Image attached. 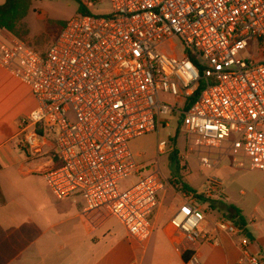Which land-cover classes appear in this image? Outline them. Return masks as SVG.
Segmentation results:
<instances>
[{"label":"built area","instance_id":"1","mask_svg":"<svg viewBox=\"0 0 264 264\" xmlns=\"http://www.w3.org/2000/svg\"><path fill=\"white\" fill-rule=\"evenodd\" d=\"M80 1L86 8L105 0ZM109 2L108 15L71 20L46 54L19 39L0 41V66L38 101L21 122L19 145L29 157L50 158L41 173L53 193L82 197L81 215L92 229L114 218L147 242L159 195L171 183L159 164L142 175L149 169L137 164L129 144L170 128L163 117L176 119L189 153L216 150L214 162L211 153L200 156L203 167H217L229 155L238 168L264 172V0ZM159 92L176 104L162 103ZM167 145L159 142V156ZM134 175L136 184L121 192L118 184ZM220 190L210 180L205 191L185 193L186 204L170 221L182 252L202 237L213 240L204 236L209 210L199 203ZM216 227L244 236L239 264H264L248 254L250 239L238 224L222 218ZM188 264L201 262L192 254Z\"/></svg>","mask_w":264,"mask_h":264},{"label":"crops","instance_id":"2","mask_svg":"<svg viewBox=\"0 0 264 264\" xmlns=\"http://www.w3.org/2000/svg\"><path fill=\"white\" fill-rule=\"evenodd\" d=\"M5 3L0 0V6ZM13 39L17 38L0 31V41ZM37 107L30 87L0 66V264H188L192 254L201 264H239L245 258L244 236L217 229V221L227 218L218 209L215 217L208 211L204 227V236H212L213 242L202 237L188 252L177 248L170 221L186 204L185 193L203 192L189 186L190 190L183 185L176 187L170 214L163 210L169 190L160 193L159 206L151 217L154 232L147 242L130 236L114 218L92 229L81 215L85 202L80 196L59 199L44 179L41 165L23 171L21 122ZM227 157L231 156L223 157L220 164ZM260 173L244 182L246 191H240L244 196L240 201L235 191L220 181L221 190L214 201L241 210L246 220L245 235L250 239L247 252L264 261V172Z\"/></svg>","mask_w":264,"mask_h":264},{"label":"rangeland","instance_id":"3","mask_svg":"<svg viewBox=\"0 0 264 264\" xmlns=\"http://www.w3.org/2000/svg\"><path fill=\"white\" fill-rule=\"evenodd\" d=\"M81 4L80 0H32L29 15L22 23L21 41L39 53L46 54L68 23L81 15ZM86 8L89 10L90 15H108L111 13L109 0H105L100 5H91ZM177 41L179 42V40ZM175 53L181 56V48L177 47ZM159 100L170 106L176 104L175 97L170 93L159 92ZM70 119L74 120L73 115H70ZM163 120L170 121V128H163L160 133H152L134 139L130 142L129 147L137 164L149 169L142 172V175L157 170L159 164L162 173L170 181L169 193L163 201V210L167 214L171 213L172 203H174L173 198L177 193L176 187L178 185H187L199 192L206 190L207 183L210 180H217L227 187L230 186L231 190L235 191V197L238 201L244 198L240 194L241 190L246 191V187L243 185L244 182L256 178L262 171L235 168L231 157H227L217 167H203L200 164V156L211 153L212 162H214L216 150L202 148L201 153H189L187 136L178 129L176 119L163 117ZM160 141H166L168 144L165 153L161 156L158 153ZM24 152L21 151L20 154L24 161L23 171L25 172L36 169L50 159L42 155L29 157ZM180 156L181 160L179 159ZM138 177L139 175H134L121 181L118 184L120 191L125 192L134 186L139 179ZM80 198L84 201L82 197ZM207 200H215V198H207ZM179 204L178 199L177 205ZM199 205L207 211L210 210L211 217H215V214L218 213L217 210H211L209 202L201 201ZM250 231H252V228H250Z\"/></svg>","mask_w":264,"mask_h":264},{"label":"trees","instance_id":"4","mask_svg":"<svg viewBox=\"0 0 264 264\" xmlns=\"http://www.w3.org/2000/svg\"><path fill=\"white\" fill-rule=\"evenodd\" d=\"M31 6L32 0H6V3L0 6V31H6L21 40L20 32L22 29V23L28 17ZM80 12L81 15L90 14L89 10L82 4ZM186 53L195 64L198 63L197 57L190 50H186ZM197 96L198 94L190 99V104L197 98ZM183 186L185 189L190 190L187 185ZM209 204L211 209H218L220 212L226 213L224 214L225 217L231 219L241 228L246 230V220L242 216L241 210L234 206H227L226 208L222 203L217 204V202L212 200H209ZM185 260H188L187 256H185Z\"/></svg>","mask_w":264,"mask_h":264}]
</instances>
